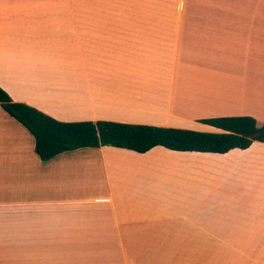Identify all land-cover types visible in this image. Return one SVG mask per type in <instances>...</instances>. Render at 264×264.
Returning <instances> with one entry per match:
<instances>
[{"label": "crops", "instance_id": "crops-1", "mask_svg": "<svg viewBox=\"0 0 264 264\" xmlns=\"http://www.w3.org/2000/svg\"><path fill=\"white\" fill-rule=\"evenodd\" d=\"M140 16L0 0V87L61 121L264 123V11L245 32L176 38ZM0 264H264V141L224 153L102 145L43 162L0 106Z\"/></svg>", "mask_w": 264, "mask_h": 264}, {"label": "trees", "instance_id": "trees-1", "mask_svg": "<svg viewBox=\"0 0 264 264\" xmlns=\"http://www.w3.org/2000/svg\"><path fill=\"white\" fill-rule=\"evenodd\" d=\"M0 106L22 124L34 140V152L45 162L59 153L84 147L110 145L146 152L154 146L177 151L224 153L264 141V123L250 115L199 119L219 131L163 127L109 120L61 121L23 102H14L0 87Z\"/></svg>", "mask_w": 264, "mask_h": 264}, {"label": "rangeland", "instance_id": "rangeland-1", "mask_svg": "<svg viewBox=\"0 0 264 264\" xmlns=\"http://www.w3.org/2000/svg\"><path fill=\"white\" fill-rule=\"evenodd\" d=\"M74 9L134 11L141 15L137 20L144 27L176 38L183 27L225 35L233 30L245 32L246 27L261 26L264 0H74ZM222 245L207 243V249L228 250Z\"/></svg>", "mask_w": 264, "mask_h": 264}]
</instances>
